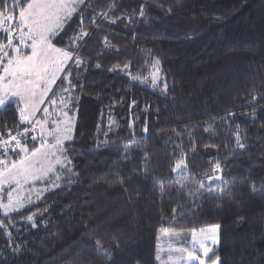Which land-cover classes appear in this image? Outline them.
Here are the masks:
<instances>
[{
	"label": "trees",
	"instance_id": "1",
	"mask_svg": "<svg viewBox=\"0 0 264 264\" xmlns=\"http://www.w3.org/2000/svg\"><path fill=\"white\" fill-rule=\"evenodd\" d=\"M53 42L81 60L49 95L72 137L53 188L0 207V264H157L161 230L202 227L204 264H264V0H85Z\"/></svg>",
	"mask_w": 264,
	"mask_h": 264
},
{
	"label": "snow or ice",
	"instance_id": "2",
	"mask_svg": "<svg viewBox=\"0 0 264 264\" xmlns=\"http://www.w3.org/2000/svg\"><path fill=\"white\" fill-rule=\"evenodd\" d=\"M20 2L22 4L23 0ZM84 3L85 0H29L26 5L19 7L18 19L15 15H9L5 19L4 12L0 11V31L7 36V43L0 44V108L5 107L12 98H16V103L22 105L19 108L22 123L30 124L33 128L40 124L41 139L44 135L43 123L47 121L42 123L38 120H29L24 113L39 112L38 105L45 102L44 98L48 93L54 94L52 86L56 85L58 80L69 85V88H64L62 91H69L74 87L69 79L71 76L69 61L74 62L76 67L80 66L81 60L76 55V49L56 47L53 41L77 12V7ZM81 19L83 21V18ZM5 23H11L16 31L14 32L13 28H5ZM87 35L88 33L81 29L77 38ZM8 49H11L15 55H10ZM24 49H30V52H25ZM58 73L65 75L58 76ZM52 103L56 102L53 100ZM61 106H67L66 100H61ZM43 112L48 114L49 109L45 107ZM60 115L66 116L67 113ZM51 123L52 127L47 134L54 143L50 147L42 143L40 147L29 149L26 144H22L21 139L17 138L20 133L16 136L9 133V139L0 140V155L6 157L12 153L19 157L10 161L0 159V185L5 181L10 187L15 185L8 192V203L0 204V207L18 211L16 205L23 207V203L19 197H14L13 193L23 190L26 184L43 182L45 177L55 172L56 165L64 167L59 153L62 152L64 143L70 139V136L66 131L61 130L59 116ZM28 132L29 129L25 128L23 135L26 136ZM31 139L35 141L37 137L32 136ZM28 220L31 221L32 216H29ZM201 247L203 248V245ZM97 249L100 252L105 251L99 241H97ZM203 255L209 256L207 248H203ZM189 260H198L199 264H204V260L193 256L192 253H189Z\"/></svg>",
	"mask_w": 264,
	"mask_h": 264
},
{
	"label": "rangeland",
	"instance_id": "3",
	"mask_svg": "<svg viewBox=\"0 0 264 264\" xmlns=\"http://www.w3.org/2000/svg\"><path fill=\"white\" fill-rule=\"evenodd\" d=\"M16 3L17 2L15 1L13 5H15ZM9 15H13V14L11 12H5L4 18L7 19ZM16 17L18 19V15ZM4 27L13 28V31L14 32L16 31L11 23H5ZM0 33L5 34L3 31H0ZM6 43H7V36H6V40L0 44H6ZM14 43H18V41H14ZM8 51L10 55H15V53L11 49H8ZM24 51L30 52V49H24ZM57 75L62 76L63 73H58ZM158 80H159V74L158 72H154L152 76L153 83L156 84ZM52 87H54V85ZM50 94L51 92L45 96L44 98L45 102L43 104L38 105V107L40 108L39 112H36L35 114H31L30 112L26 111L24 113V116L29 120H33V121L38 120L41 121L42 123L47 121V123H43V130H44L43 139H41L40 124L35 125V127L33 128L32 125L26 123L27 124L26 128L29 129V132L26 136L24 135V137L26 139L27 138L31 139L32 136H36L37 137L36 140L38 141L37 147H40L42 143H44L46 147H50L54 143L52 138L47 133L52 127L51 122L57 119L58 116L61 120V123L59 125L61 130L66 131L67 134L70 136V139L72 137L73 127L75 122L74 109L69 103V100L64 95L49 98ZM62 99L66 100V104H67L66 107L61 106ZM12 100H16V98H12ZM53 100L56 102L55 104L52 103ZM19 107H22V105H19ZM45 107L49 109L48 114H45L43 112V109ZM64 112H66L67 115L61 116L60 114ZM20 119L22 121L21 115H20ZM23 133L24 130L23 132H21L22 136L19 135L17 136V138L21 139L22 144H26L25 143L26 140L23 137ZM11 135L16 136L17 134L13 133ZM7 139H9V135L5 137L0 135V140H7ZM59 156L60 159L63 161V164H65L66 160L63 155V150L61 153H59ZM18 158L19 157L14 158V155L12 153H9L6 157L0 155V159H7L9 161ZM57 167H60V165H56L55 172L50 173L47 177H45L43 182L36 181L35 183H29L24 185L23 190L19 191L18 193H13L14 197H19L24 206L29 203L28 202L29 200L32 202L36 198H38L44 191H46L49 188H53L56 185L57 174L55 175L54 178H52V175L56 173ZM14 187L15 185H12L10 187L7 181H5L2 185H0V204L8 203L7 200L8 192L11 191L12 188ZM16 207L21 208L19 205H16ZM2 210L4 212L12 211L11 209H4V208H2ZM206 232H207V227H202L193 230L190 229L161 230L159 232L158 241H157V256H156L157 264H197V260H191V261L189 260V253H192L193 256H197L196 251H198L201 248V240L205 238L204 236L206 235Z\"/></svg>",
	"mask_w": 264,
	"mask_h": 264
}]
</instances>
